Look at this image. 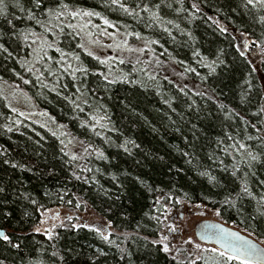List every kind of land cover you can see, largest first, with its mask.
I'll return each mask as SVG.
<instances>
[{
    "label": "trees",
    "instance_id": "16d2710c",
    "mask_svg": "<svg viewBox=\"0 0 264 264\" xmlns=\"http://www.w3.org/2000/svg\"><path fill=\"white\" fill-rule=\"evenodd\" d=\"M14 2L0 16V43L12 54L0 49V85H21L43 113L21 116L0 95V228L20 244L0 241L5 264L226 262L219 251L188 259L151 243L184 203L264 243L257 200L238 196L245 183L264 194V9L245 0H64L93 13L90 35L114 31L128 45L125 56L102 58L83 47L79 15L49 22L38 11L41 26ZM40 35L49 40L42 52ZM213 61L215 71L205 66ZM249 152L259 156L250 165ZM53 207L73 213L40 227Z\"/></svg>",
    "mask_w": 264,
    "mask_h": 264
},
{
    "label": "rangeland",
    "instance_id": "374dc122",
    "mask_svg": "<svg viewBox=\"0 0 264 264\" xmlns=\"http://www.w3.org/2000/svg\"><path fill=\"white\" fill-rule=\"evenodd\" d=\"M79 21L82 22V25L80 27L81 42L86 51L102 58L111 56H125L124 54L120 53V50H127L128 45L125 46L123 45V43H121V37L119 34L114 31L113 33H110L109 31L105 30L103 34H98L96 32V34L92 36L89 32L90 27L88 17L79 15ZM39 40L38 42H36V45L42 48V52L43 48L47 47L46 43L49 40L44 39V36L41 35L39 36ZM242 42L244 43V45H247L245 41ZM0 95L5 104L21 116L40 120L38 115H41L43 113V110L38 106L29 92L25 88H22L21 85L14 82H3L0 85ZM69 149H71L72 152H75L76 147L74 145H71ZM176 212L177 216L175 217H171V215L166 216L167 222L165 223V227L163 228V230H161L160 233L162 238L167 236L168 239L164 240V243L170 242L169 249L175 251L177 255L188 259H197L202 257L201 255H204L206 260L212 261L214 255L209 253L215 251L221 252L223 255H226L227 258L230 256L223 253L212 244H206L198 241L194 234L195 224L202 219H215L221 221L217 216V212L215 210L211 209L210 207L202 206L200 204L184 203L182 206L176 209ZM70 213L73 212L70 210L66 211L62 207H53L46 209L41 214L43 222L41 223L40 227L46 229V226L59 224L63 220V218L67 217ZM228 225L233 228L239 229L241 232L249 236H252V234L247 233L246 231L235 225ZM258 240L264 246L263 241H261L260 239ZM213 249H215V251H213ZM227 261H221V264H227Z\"/></svg>",
    "mask_w": 264,
    "mask_h": 264
},
{
    "label": "snow or ice",
    "instance_id": "6c2138e0",
    "mask_svg": "<svg viewBox=\"0 0 264 264\" xmlns=\"http://www.w3.org/2000/svg\"><path fill=\"white\" fill-rule=\"evenodd\" d=\"M32 7L30 8H25L21 3L20 0H15V2L13 3V7H17L19 8V10L21 12H27L28 15V19H36V12L38 11H42L43 14L48 18L49 22L53 21V20H58L60 17L62 16H67L70 15L72 17H76L78 15H84V16H90L93 15V13L91 12H81V11H70L69 10V5L67 3L64 2V0H58L56 7L55 8H44V0H30ZM112 2L115 4L117 2V0H112ZM249 6H251L252 8H255L257 6H259L261 9H264V0H245L244 3V7L248 8ZM121 7H123V5H121ZM192 7L194 9H196L197 11H199V8L197 6V4L193 3ZM148 9L146 8L145 11H147ZM96 15H98V13H96ZM0 16H7V5L5 3V0H0ZM15 19H19L20 17H14ZM209 19H211V17H209ZM9 25H12V20H8L7 21ZM258 22L264 24V15L260 16L258 18ZM36 23L37 24H41V26H45L44 22L41 21L40 19H36ZM105 23H107V21H105ZM71 27V25H69ZM219 26V25H218ZM46 30H49L46 28ZM221 31H227V29L222 28ZM13 35L18 36L17 33H13ZM34 35V33H33ZM247 46V45H245ZM261 48H264V45H261ZM0 49H2L4 52L8 53L9 56H11V52H9L8 48H6L4 46L3 43H0ZM197 55H199V53H196ZM215 63V61H213L212 63L206 64V67H209L211 71H215V68L213 67V64ZM220 63H223V61H220ZM192 71H194V69H192ZM114 83V81H112ZM221 107H223V105H221ZM261 112H264V108H261L260 110ZM9 131H11V129H9ZM252 137H248V139H251ZM126 143H130L133 144L134 146L138 147V145H135L133 141H127ZM239 147L241 149L245 148L246 145L244 144H240ZM125 151H129V149L127 147L124 148ZM99 156H103V153H99ZM248 157H249V165L251 164V162L253 161H257L259 159V156L256 154H253L251 152L248 153ZM73 159H75V157H73ZM4 163H9V161L5 160ZM13 167H17L16 164L12 165ZM90 171V170H89ZM202 175H208L207 173H201ZM235 175V173H233ZM77 179H80L79 176L76 177ZM113 179H115V177H113ZM214 177L209 176V180H214ZM262 184H264V181H261ZM4 194H6V188L5 187H0V197H2ZM238 196H247L249 198L252 199H256L257 200V208H256V212L257 214L264 218V194L259 195L258 199L257 197L254 196L253 192L250 191L247 183L243 184L241 187V192L238 193ZM25 199H29V197H25ZM33 204L35 203V200L31 201ZM0 203H3V199H0ZM225 203L230 204L231 206H235V202L233 200L226 199ZM3 215L5 216H10L11 213L10 212H4ZM25 215H27V213H25ZM69 219H71V217H69ZM255 219V217H254ZM43 222V221H42ZM74 227H77L76 225H74ZM34 231H41L40 228H36L34 229ZM99 231V230H97ZM101 236L104 240L108 241V236L104 235L103 233H101ZM146 239V238H145ZM167 236H165L163 238L162 241H151L152 244H157L160 243L163 245L162 247V251L167 253L169 252V245L167 243H164V240H167ZM0 241H3L5 243H7L9 246H11L12 248H19L20 244L16 243L14 244L12 241V237L6 232V230L4 229H0ZM111 243V241H109ZM121 252H124V249H120ZM213 251H215V249H213ZM246 254L248 255H254L255 253L249 249L246 251ZM53 256L56 255L55 252L52 253ZM99 255H104L103 252H99ZM98 256L92 258L95 264V261H98ZM238 257H233V256H229L228 259H237ZM0 264H5V261L0 259ZM242 264H247L246 261H242Z\"/></svg>",
    "mask_w": 264,
    "mask_h": 264
},
{
    "label": "water",
    "instance_id": "95a60500",
    "mask_svg": "<svg viewBox=\"0 0 264 264\" xmlns=\"http://www.w3.org/2000/svg\"><path fill=\"white\" fill-rule=\"evenodd\" d=\"M194 234L198 241L212 244L230 256L238 257V259L248 263L264 264L263 244L258 239L222 221L202 219L195 224ZM249 249L255 254H246Z\"/></svg>",
    "mask_w": 264,
    "mask_h": 264
}]
</instances>
